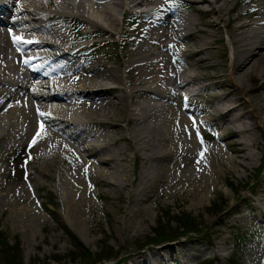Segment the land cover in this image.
Returning <instances> with one entry per match:
<instances>
[{
	"label": "bare ground",
	"instance_id": "obj_1",
	"mask_svg": "<svg viewBox=\"0 0 264 264\" xmlns=\"http://www.w3.org/2000/svg\"><path fill=\"white\" fill-rule=\"evenodd\" d=\"M180 3L187 13L175 9ZM222 27L228 62L213 50ZM106 37L121 41L116 50L103 49L113 45ZM215 59L208 67L220 69L219 83L204 85L193 68ZM209 88L213 106H198ZM263 132L264 0H0V211L16 229L37 227L33 189L47 182L61 193L71 230L93 223L95 200L132 203L153 188L198 208L220 196L235 155L252 167ZM222 244L209 253L219 256ZM134 256L131 264L184 260ZM249 264H264V246Z\"/></svg>",
	"mask_w": 264,
	"mask_h": 264
},
{
	"label": "rangeland",
	"instance_id": "obj_2",
	"mask_svg": "<svg viewBox=\"0 0 264 264\" xmlns=\"http://www.w3.org/2000/svg\"><path fill=\"white\" fill-rule=\"evenodd\" d=\"M176 10L188 12L181 8ZM130 17L141 19L144 15L136 13V17ZM62 21L68 25L74 23L66 19ZM221 37V43L213 50H224L228 62L232 59L233 50L223 27ZM105 39L113 44L103 47L106 51L116 50L121 42L114 37ZM186 44L191 48L192 43ZM88 51L90 49L86 48L85 52ZM217 60L193 68L202 84L219 83L215 78L221 74L220 69L208 67ZM210 90L195 97L198 106H213L207 103ZM218 133L224 141L233 138L224 129H219ZM252 151V167L245 170L243 165L246 162L240 154L235 155V162H232L234 175L221 179L220 196L210 195L211 199L198 208H193L192 202L183 203L170 193L166 195L167 191L153 188L145 191L144 196L138 195L132 203L113 197L107 201L95 200L93 223L86 222L88 225L83 223L84 227H73L72 230L63 219L65 207L58 203L61 193L54 184L47 182V185L33 189L38 195L37 210L40 213L35 229H16L8 219L7 209L0 211V264H131V255H135L134 259L157 251L175 255L173 259L183 258L182 264H249L251 251L264 246V224L259 217V207L264 211V145L261 140ZM127 166L131 181L135 177L134 160L129 158ZM127 189L131 190L132 186ZM105 202L109 203L105 205ZM102 205L104 213L99 212ZM128 207L132 210L127 218ZM183 226H192L198 232L178 237ZM217 242L223 244L220 255L215 257L209 249ZM79 243L87 252L79 248Z\"/></svg>",
	"mask_w": 264,
	"mask_h": 264
},
{
	"label": "snow or ice",
	"instance_id": "obj_3",
	"mask_svg": "<svg viewBox=\"0 0 264 264\" xmlns=\"http://www.w3.org/2000/svg\"><path fill=\"white\" fill-rule=\"evenodd\" d=\"M13 42L14 43H18V42H26L27 43L29 41H22V38H20V37H14L13 38ZM40 135H41V131L38 130L37 133H36V136L33 138L32 142L30 144V147L37 142V137H39ZM197 138L199 139V133H197ZM200 157H201V159L203 158V153H200ZM197 163H199V161H197Z\"/></svg>",
	"mask_w": 264,
	"mask_h": 264
},
{
	"label": "trees",
	"instance_id": "obj_4",
	"mask_svg": "<svg viewBox=\"0 0 264 264\" xmlns=\"http://www.w3.org/2000/svg\"><path fill=\"white\" fill-rule=\"evenodd\" d=\"M182 228H183L182 229L183 232L180 231L179 234H178V237L187 236L189 234L198 232L197 230L192 229V226H189V227L188 226H186V227L183 226ZM172 232H174V231H172ZM159 236H162V235H159Z\"/></svg>",
	"mask_w": 264,
	"mask_h": 264
}]
</instances>
